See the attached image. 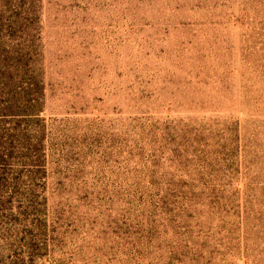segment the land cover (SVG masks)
Listing matches in <instances>:
<instances>
[{
  "label": "rangeland",
  "instance_id": "obj_1",
  "mask_svg": "<svg viewBox=\"0 0 264 264\" xmlns=\"http://www.w3.org/2000/svg\"><path fill=\"white\" fill-rule=\"evenodd\" d=\"M0 264H264V0H0Z\"/></svg>",
  "mask_w": 264,
  "mask_h": 264
}]
</instances>
